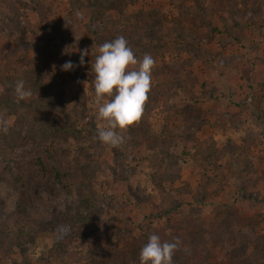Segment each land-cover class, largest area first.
Wrapping results in <instances>:
<instances>
[{"label":"rangeland","instance_id":"374dc122","mask_svg":"<svg viewBox=\"0 0 264 264\" xmlns=\"http://www.w3.org/2000/svg\"><path fill=\"white\" fill-rule=\"evenodd\" d=\"M81 1L85 8L73 10L71 0H0V98L29 71L42 83L37 95L55 91L68 111L52 118L63 127L50 147L62 167H102L92 224L55 244L48 233L20 236L28 227L14 224L18 190L0 164L2 264H140L151 234L179 238V264H264V16L234 21L224 9L231 0H114L107 10L101 0ZM233 1L244 9L243 0ZM203 3L209 13L197 7ZM45 16L63 22L60 32L42 29ZM135 19L158 30L142 44L130 38L138 59L148 53L156 61L151 90L140 121L110 148L95 139L104 122L96 118L91 63L100 44L92 30L107 21L103 30L124 36ZM69 60L76 67L62 71ZM27 109L34 113L0 104V119L18 129ZM17 168L27 177V221L74 214L76 172L66 190L26 161Z\"/></svg>","mask_w":264,"mask_h":264},{"label":"trees","instance_id":"16d2710c","mask_svg":"<svg viewBox=\"0 0 264 264\" xmlns=\"http://www.w3.org/2000/svg\"><path fill=\"white\" fill-rule=\"evenodd\" d=\"M101 1L106 8L105 10H107L110 9V6H113L112 3L114 0ZM203 1L205 2V0ZM71 2L73 10L85 8V5L81 0H71ZM242 6L244 7L243 10L238 3L236 4L235 1L231 0L227 5H225L224 9L227 15L234 21H239V18L243 15L246 19H248V21H255L259 17L264 16V0H243ZM197 7L199 9L204 8L203 10L208 12L206 6L204 7V3L198 4ZM46 13H52L51 7H48ZM99 16H101V14H99ZM106 23L107 21H102V25H97L92 30V34L96 42L100 45L106 41H111L116 38L110 32L103 30V26ZM62 25V21H52L46 16L41 21L42 29L53 34L60 32ZM125 27L131 29V32H127V34L124 35L130 47L133 42L136 43V41L130 39L131 37L140 41L138 42L139 44H142L141 42H143L146 35L153 36L155 34L156 36V33L158 32L156 25H152L143 19H135L133 22H127ZM20 76V80H23L25 83L26 90H31V97L18 101L16 97L13 96L15 95L14 86L11 84V86H6L7 93L4 97L0 98V104L7 106L11 112H13L17 107L34 109L33 114H31L28 109L26 113L18 114L17 119L18 122H20V127H18V129L14 130L9 127L7 134L0 131V164H7V167L13 177L14 187L18 190L17 207L15 210L17 220L14 221V224L16 225L17 230H25V226L28 227V231L24 233V235H20L27 240L30 238L35 239L37 233H48L53 237L55 244H60L65 236L75 233L80 228L88 227L92 224L96 210V194L94 185L97 182V172L100 171L102 167L99 164L93 165V171L89 172L85 171L84 168L76 170L73 168L74 166L70 165L62 167V157L60 155L59 157L55 155V152L52 151L50 147H53V144H55L54 137L63 129V127L53 124V115H68L67 109L62 104L63 100L60 99L61 96L59 97L55 91L48 90V88H44L40 95H37L36 84L41 83V81L37 77L36 79L33 78L29 71L23 72ZM77 111L78 116L83 114L82 107H78ZM135 131H137L138 134L143 135L140 129L137 128ZM32 139L35 142H31ZM31 143L34 144L33 147L30 146ZM44 156H47L48 162ZM20 161H26L31 164V166L44 178H55L66 190H70L68 179L74 172H76L78 174L77 180L79 199L75 206L74 214L65 215L56 221L41 222L38 224L27 221L26 194L23 190L27 177L17 168V163ZM88 162L92 165V162ZM66 164H70V162H67ZM19 224H22V226ZM2 226L3 230L6 231V229L10 227V224L7 222ZM176 253L177 251L175 254ZM185 253L186 251L182 250L181 255L183 258L187 259ZM0 264H2L1 261ZM173 264H179V262H176L175 256H173Z\"/></svg>","mask_w":264,"mask_h":264},{"label":"clouds","instance_id":"9594fccd","mask_svg":"<svg viewBox=\"0 0 264 264\" xmlns=\"http://www.w3.org/2000/svg\"><path fill=\"white\" fill-rule=\"evenodd\" d=\"M97 52L94 63H91L92 84L94 102L99 106L96 118L104 124L98 126L95 139L104 146L118 148L125 142L123 134L142 118L156 61L148 53L138 59L123 35L104 42ZM88 55V49L80 51L81 66ZM75 67L70 60L60 66L62 71H71ZM14 94L18 101L32 95L23 80L15 82ZM0 131L8 133L9 121L0 119ZM180 243L178 237L162 242L159 235L151 234L139 253L140 264H173Z\"/></svg>","mask_w":264,"mask_h":264}]
</instances>
